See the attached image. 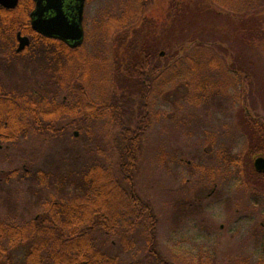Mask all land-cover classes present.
Masks as SVG:
<instances>
[{"label": "rangeland", "instance_id": "obj_1", "mask_svg": "<svg viewBox=\"0 0 264 264\" xmlns=\"http://www.w3.org/2000/svg\"><path fill=\"white\" fill-rule=\"evenodd\" d=\"M176 1L180 3L177 7ZM88 2L89 25L86 23L84 27L86 34L96 36L85 43L86 55L110 62L106 68L111 72L108 80L112 88L126 86V78L119 74V69L138 56L128 50L127 42H122L124 39L131 37L132 43L140 41L146 51H152L153 55L160 53L166 62L172 61L173 55L181 57L190 53L197 40L214 44L218 55H225L231 63L250 73L252 80L246 88L245 106L264 118V13L235 18L211 0H156L144 18L135 22L133 30L130 28V34L118 32L111 36L100 26L98 31L90 21L108 17L113 22L123 10L122 0ZM136 7L137 3L129 6L127 17L136 16ZM36 48L39 47L32 46L27 53ZM19 65H28L34 71L30 77L40 80L42 72L35 69L36 65ZM82 82L85 85L83 79ZM87 85L89 88L88 79ZM185 96L184 87L175 89L167 84L163 94L155 97L151 107L154 121L143 139L137 165V191L157 216L158 251L168 261L181 264L183 261L260 264L264 262V182L254 174L256 153L249 148L252 132L243 122L241 107L229 100L223 109H205L193 102L192 94L184 99ZM83 141L84 137L79 141L69 140L68 147L76 149ZM115 141L111 137L109 142H103L104 151L113 148ZM45 145L44 156L57 146ZM222 149L244 155L245 166L240 176L234 174V168L225 171L219 167L217 153ZM15 161L16 165L24 162L21 156ZM217 166L219 173L213 176ZM215 183L216 190L211 194ZM194 201L202 209L199 216L180 212L183 202ZM143 232L138 230L133 236L139 245L132 258L140 261L146 254L142 248ZM119 240L116 238L111 248L112 240L108 237L107 249L129 261L131 257L122 253Z\"/></svg>", "mask_w": 264, "mask_h": 264}, {"label": "trees", "instance_id": "obj_2", "mask_svg": "<svg viewBox=\"0 0 264 264\" xmlns=\"http://www.w3.org/2000/svg\"><path fill=\"white\" fill-rule=\"evenodd\" d=\"M211 1L235 18H241L249 13L255 15L264 13V0ZM24 2L25 0H20L17 10L22 9ZM136 3L138 5L136 16L127 17L129 6L132 7ZM153 4H156V0H122V18L118 16L113 22L109 20L112 26L102 25L103 31L108 34L118 32L130 34L136 25L135 22L144 18L143 15ZM179 4V1H176L175 7ZM21 14L22 12L17 16L22 19ZM17 31L28 35L23 22L0 23V39L3 41L9 42ZM127 47L138 56L119 69V74L126 78V86H119L118 90L112 88L110 78L108 80L111 72L106 67L109 66V61H102L98 56L91 58L86 54H80L76 63L78 82L76 88L72 90L69 83L65 81L61 83L53 77L55 73L50 71L54 69L55 54L45 48L32 50L27 64L36 65L46 76L44 104L39 103L38 98L35 104L32 102L30 104L26 100L31 98L30 94H14L12 89H7L6 98L9 100L0 96V113H35L29 106H36L37 114L46 115V143L57 145V150L54 147L45 154L44 160L48 164L46 176L74 178L77 184L78 264H150V258H153L154 264H181L168 261L158 251L157 216L153 207L141 198L136 188L142 142L154 121L150 107L155 97L163 94L167 84H172L175 89L184 87L186 89L184 99L187 98V94H192L193 102L201 104L205 109L211 107L223 109L229 100L236 102L239 108L241 107L244 124L252 132L249 148L256 153L254 156L264 157V118L251 113L245 106L246 88L252 80L250 73L245 71L244 67L231 63L225 55H218L214 44L194 40L190 53L181 57L171 55L173 60L168 62L160 53L153 55L152 51H146L140 41L136 43L127 41ZM91 66H96L95 70ZM60 94L65 96L62 102L58 100ZM11 96L14 97L13 100ZM58 114L69 115L73 119L65 122L69 133L64 138H59L57 134L53 135V131H58V122L50 117ZM72 131L78 133L77 138L71 135ZM82 137H84L82 145L73 150L68 145L60 147L57 142L58 139H64L68 140L69 144V140L79 141ZM111 137L116 140L113 148L104 151L102 143L109 142ZM15 139L17 138L10 137L8 140ZM217 158L219 167L225 171L234 168L235 175L242 174L245 157L241 153L233 154L222 149L218 151ZM219 167L212 171L213 176L219 173ZM254 174L256 175L255 171ZM256 177H259L257 180L264 182L263 174ZM180 206V212L189 216H199L202 212L195 201L183 202ZM85 215L87 218H84ZM97 230L105 233L106 239L111 237V248L115 239H120L122 253L129 255L130 260L124 261L118 254L110 253L106 242L97 243ZM138 230L144 231L142 248L146 254L142 261L132 258L135 247L139 245L133 238ZM50 250L47 248L46 252L49 254ZM51 253L53 255L54 252ZM183 263L194 264L188 261ZM212 263L208 261L204 264Z\"/></svg>", "mask_w": 264, "mask_h": 264}, {"label": "flooded vegetation", "instance_id": "obj_3", "mask_svg": "<svg viewBox=\"0 0 264 264\" xmlns=\"http://www.w3.org/2000/svg\"><path fill=\"white\" fill-rule=\"evenodd\" d=\"M88 1L84 0L82 12L83 40L76 47L68 34L69 38L64 40L59 36H43L32 29L31 13L36 7L33 0H25L21 10H17L20 0L14 8L0 5V23L23 22L28 30V35L17 31L9 42L0 39V96L8 101L6 90L12 89L14 94H30L31 98L26 99L30 104H35L37 98L39 103L44 104L45 72H42L39 81H31L29 74L34 72L33 69H29L28 65H19L28 63V49L35 45L49 49L55 54V64L59 66H56V70L54 65L53 77L61 83H69L72 90L76 88L77 58L80 54L87 53L85 43L96 36L94 33L91 36L86 34L84 27L86 23L89 25ZM78 5L77 0H62L59 6L54 5L55 9L47 8L44 3L40 19L44 22L53 20L61 26L72 27L78 21ZM16 11L18 15L22 12V19L17 16ZM119 17L122 18V12ZM91 20L90 25H96L97 30V26H112L108 17L106 21L102 18L98 21L93 18ZM18 34L28 39V46L21 52L17 51ZM105 36L109 37L106 34ZM130 38L123 41L130 43ZM15 80L17 82H14ZM11 98L14 99L13 96ZM58 100L62 102L65 96L60 94ZM153 106L152 103L151 107ZM29 109L35 113H0V264H78L77 184L74 178L46 176L48 164L44 160V153L47 117L43 113L37 114L36 106H29ZM50 118L58 122V131H53V135L64 138L69 133L65 122L73 121L72 117L58 114ZM70 133L73 137H78L76 131ZM10 137L17 139L9 141ZM57 142L61 144L60 147L68 145V140L58 139ZM15 151L19 155L16 156ZM20 156L24 162L16 165V157L18 159ZM254 171L256 175H262L255 169ZM216 186V183L213 184L211 194L215 192ZM84 218H87L86 215ZM98 230L97 243L105 242V233ZM47 248L51 249L49 254L46 252ZM51 252H54V256ZM149 262L154 264L153 258H150Z\"/></svg>", "mask_w": 264, "mask_h": 264}, {"label": "water", "instance_id": "obj_4", "mask_svg": "<svg viewBox=\"0 0 264 264\" xmlns=\"http://www.w3.org/2000/svg\"><path fill=\"white\" fill-rule=\"evenodd\" d=\"M35 2V10L31 13V26L32 29L46 37H60L66 40L71 37L73 46H78L82 43L83 40V31H82V12L84 8V0H77L79 5L77 6L78 11V21L73 24L72 27L61 26L55 21L44 22L41 21V13L43 9V4H47V8H55L54 5L59 6L62 0H33ZM18 3V0H0V5L5 6L6 8H14ZM36 19V20H35ZM68 34V35H67ZM19 45L17 48L18 52L23 51L28 46V39L21 37L18 34ZM253 166L258 173H264V158L258 157L254 160Z\"/></svg>", "mask_w": 264, "mask_h": 264}]
</instances>
